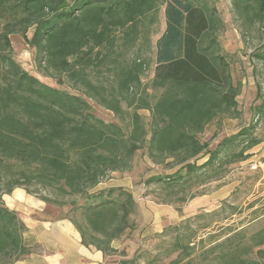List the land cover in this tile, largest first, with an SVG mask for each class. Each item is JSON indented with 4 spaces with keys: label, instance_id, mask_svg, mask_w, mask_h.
<instances>
[{
    "label": "trees",
    "instance_id": "16d2710c",
    "mask_svg": "<svg viewBox=\"0 0 264 264\" xmlns=\"http://www.w3.org/2000/svg\"><path fill=\"white\" fill-rule=\"evenodd\" d=\"M231 2L243 36L258 24L263 41L248 55L264 68V0ZM162 6L166 26L153 50ZM224 29L215 0H0V264L36 249L25 243L27 226L3 199L17 187L60 210L53 216L72 222L82 243L101 250L102 264H110V257L129 251L113 242H125L141 228L134 192L100 187L110 173L132 170L144 151L153 164L171 169L145 182L161 190L157 203L181 205L195 197L187 196L193 185L219 179L225 166L249 157L246 152L262 142L253 125L213 149L201 139L208 127L221 131L227 119L243 115L242 83L233 74L237 61L219 35ZM14 34L33 50L44 77L58 78L59 85L22 66L14 56ZM151 64L153 76L144 82ZM61 77L78 92L64 88ZM90 100L115 120L98 116ZM257 112L264 117V100ZM183 228L153 235L175 232L168 255L179 253L168 264H194L193 233ZM245 238L241 229L204 254H216L218 264H264L250 256L252 245L231 246ZM249 238L264 244V227ZM158 257L144 251L120 262L145 258L153 264Z\"/></svg>",
    "mask_w": 264,
    "mask_h": 264
},
{
    "label": "rangeland",
    "instance_id": "374dc122",
    "mask_svg": "<svg viewBox=\"0 0 264 264\" xmlns=\"http://www.w3.org/2000/svg\"><path fill=\"white\" fill-rule=\"evenodd\" d=\"M215 1L220 15L225 21V29L219 33L221 42L223 47L231 52L237 61L233 67V74L235 80L242 83V91L238 96V101L243 115L240 120H227L221 131H217L213 126L208 127L201 139L210 142L209 147L213 149L218 143L237 134L244 126L252 127L253 125V133L262 139V142L246 152L249 156L247 159L225 166L221 178H209L206 183L193 185L187 196L195 195V197L181 205L174 203L171 205L157 204V195L161 190L155 189L158 185H147L145 182L151 175L160 172L167 173L171 169L163 164H153L148 160L144 151L137 154L132 170L110 173L100 184V187L117 184L129 185L132 183L136 194L141 195L146 201L145 213L140 208L139 218L141 227L144 229L141 231L140 228L134 231L132 238L129 239L132 241L133 246L131 247L132 253L129 259L135 257L138 253L150 251L151 255L159 256L153 264H168L179 253L177 251L168 255V250L174 241L175 232L171 233L172 230H169L164 237L153 235L160 233L161 230L167 227L181 224L182 228L184 226V234L190 235L193 233L190 245L195 247L192 256L195 257L194 264H218L219 260L215 258L216 254L205 255L204 252L216 241H222L241 229H243L246 238L239 243L237 239L233 240L231 246L244 245L245 243L252 245L250 256L264 262V253L259 252V250L264 251V244L256 246L254 240L249 238L250 235L264 227V117H261L257 112V107L264 100V68L255 61H250L248 55L255 47L262 44L263 38L256 23L251 26L248 34L243 36L231 0ZM164 8L165 6H162L159 11V22L156 23L158 32L152 36L153 50L156 41L166 26ZM31 34L32 30L29 32L30 36ZM11 39L14 56L25 69L43 81L59 85L58 78L44 77L46 75L39 70L33 50L28 47L20 35L14 34ZM153 68L154 65L151 64L142 73L141 77L144 82L152 78ZM61 80V85L64 88L78 92L71 88L70 83L66 81V77H61ZM90 101L93 105V111L98 116L106 121L115 120L112 111L98 104L95 100ZM141 113L146 117L149 116V112L145 110H142ZM230 142L232 140L226 143L223 148L228 146ZM203 160V158L199 159L198 164L202 163ZM30 195L39 198V194ZM208 195L213 196L211 202L207 201ZM177 206H182V209L179 211ZM214 207L216 208L214 209ZM46 210L51 211L52 215H62L60 210L53 207ZM18 214L21 217L19 212ZM176 214L180 216V220H177ZM162 242H164L163 246L158 248L157 244ZM120 260H127V258L117 255L112 256L109 258V263L121 264ZM136 264H147V261L142 258Z\"/></svg>",
    "mask_w": 264,
    "mask_h": 264
},
{
    "label": "crops",
    "instance_id": "0c3cea01",
    "mask_svg": "<svg viewBox=\"0 0 264 264\" xmlns=\"http://www.w3.org/2000/svg\"><path fill=\"white\" fill-rule=\"evenodd\" d=\"M227 120L235 121L237 119ZM122 186L134 192L140 208L144 211L146 201L141 195L136 194L134 185L130 183ZM212 198V195H208L207 201L211 202ZM4 200L10 208L21 214L27 226L24 233L25 243L36 248L32 254L13 264H102L105 262V255L101 250L87 247L82 243L81 235L72 222L65 218L46 214L47 206L43 200L30 195L21 187L15 188L10 194H5ZM176 216L177 220L181 219L178 214ZM143 229L141 227V231ZM131 242V240L114 241L113 245L117 249L127 247L129 253L127 252L128 255L125 257L128 259L131 258L130 254L132 253Z\"/></svg>",
    "mask_w": 264,
    "mask_h": 264
}]
</instances>
